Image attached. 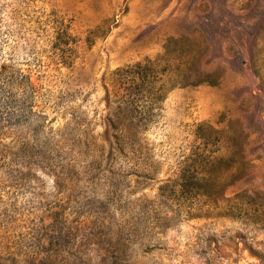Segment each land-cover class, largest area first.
Returning <instances> with one entry per match:
<instances>
[{"label": "rangeland", "instance_id": "1", "mask_svg": "<svg viewBox=\"0 0 264 264\" xmlns=\"http://www.w3.org/2000/svg\"><path fill=\"white\" fill-rule=\"evenodd\" d=\"M171 38L216 83L110 120ZM200 125L216 158L241 143L226 198L264 200V0H0V264H264V225L160 190Z\"/></svg>", "mask_w": 264, "mask_h": 264}, {"label": "trees", "instance_id": "2", "mask_svg": "<svg viewBox=\"0 0 264 264\" xmlns=\"http://www.w3.org/2000/svg\"><path fill=\"white\" fill-rule=\"evenodd\" d=\"M186 41L171 38L167 41L162 56L154 60L145 59L144 64L135 65V70L130 71L133 78L125 88L126 92L121 100L125 107L119 109L117 113L109 114L110 120L111 116L117 118L121 112L130 113L128 109L130 106L133 107L132 111L137 113L138 94L146 98L143 93H151L155 103H158L166 88L164 83H159L163 77L168 78L169 89L216 83L212 73H204L195 67L196 53L185 48ZM135 119L131 118L130 126H133L135 131H141L145 120L136 116ZM133 121L136 125H133ZM202 128V125L197 127L195 138L204 141L203 148L197 147L196 151L180 161L175 178L168 180L160 190L166 191L169 188L176 197L179 196L189 203L188 215H191L193 210H198L201 214L202 209L206 207L207 213L204 216L212 212L237 218L248 216L260 225H264V200L249 192L234 194L232 199L226 198L225 195L226 188L241 180L248 171V163L238 138L231 139L234 150L228 159L216 158L208 147L212 140L218 143V137L200 134ZM206 128L212 131L210 127L206 126Z\"/></svg>", "mask_w": 264, "mask_h": 264}]
</instances>
